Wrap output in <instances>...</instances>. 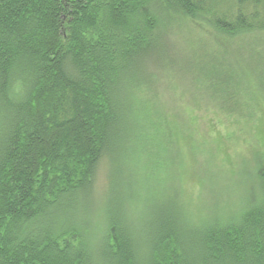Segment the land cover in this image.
Returning a JSON list of instances; mask_svg holds the SVG:
<instances>
[{"label":"trees","instance_id":"obj_1","mask_svg":"<svg viewBox=\"0 0 264 264\" xmlns=\"http://www.w3.org/2000/svg\"><path fill=\"white\" fill-rule=\"evenodd\" d=\"M188 23L234 43L264 31V0H0V264H264L258 158L233 203L212 178L214 199L195 206L181 181L184 156L205 150L202 117L261 119L252 73L227 90L218 54L199 47L188 71L222 101L202 115L143 98L162 40ZM220 135L218 147L239 139ZM105 158L113 196L97 211Z\"/></svg>","mask_w":264,"mask_h":264},{"label":"rangeland","instance_id":"obj_2","mask_svg":"<svg viewBox=\"0 0 264 264\" xmlns=\"http://www.w3.org/2000/svg\"><path fill=\"white\" fill-rule=\"evenodd\" d=\"M183 25L181 24V30L176 29L173 35H167L160 44L159 54H154L155 59L152 60V65L148 66L147 74L151 89L143 94V98L148 93L155 95L153 105L160 111L170 113L172 110L180 111L191 107L202 109V113L200 112L202 115L207 111L204 107L212 103L209 99L222 101L221 94L214 96L211 89L210 91L204 89L205 85L197 86L192 73L188 71V67L190 68L193 62H199L196 58V54L201 55L199 47H202V54L204 49H212L215 54H218L220 72L224 76L221 82L226 85L225 89L237 90L239 88L235 84L236 81L239 82L237 74L250 71L255 86L264 95V31L259 30L239 36L235 39L236 42H225L224 46H220L212 41L213 31L210 26L198 28L194 24L195 28L192 23ZM203 59L205 62H210L209 58ZM233 72L238 73L233 74ZM261 104L263 105L264 101ZM249 105L250 107L256 106L253 103ZM262 108L264 110V106ZM215 114L216 116L209 112L208 117H202L200 121V131L205 139L198 138L197 140L199 144L203 143L201 148L205 150L193 157L184 156V162L182 160L184 172L182 171L181 181L183 177L185 192L188 197L193 198L195 206H200L207 192L209 195L207 193L206 198L214 199L212 192L215 187L210 179L215 178V182L221 181V191L226 190L228 197L221 199L224 193L222 195L218 193L221 198L217 197L216 200L221 201V204H228L229 201L233 203L234 198L239 197L240 190H246L252 185V172L248 171L256 164L254 157L258 158L257 166L264 169V155H262L264 154L262 152L264 151V113L260 114L261 119L254 124L253 122L243 123L233 117L224 119L222 114ZM174 117L170 118L174 119ZM217 118L221 120V124L217 122ZM253 126L255 128H252ZM218 131L221 132L220 136H223L224 140L229 132L234 131L236 138L239 139L230 143L225 140L228 143H224V147L222 144L218 147V137L214 139ZM108 164L110 161L106 158L100 163L92 190L91 203L96 204L97 211L101 208L107 209L109 207L107 197L113 196L110 186L112 173ZM236 188H238L237 191ZM224 206L226 205H222L221 208ZM97 215L95 213V216L91 218L95 223L99 216Z\"/></svg>","mask_w":264,"mask_h":264}]
</instances>
